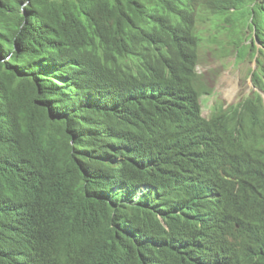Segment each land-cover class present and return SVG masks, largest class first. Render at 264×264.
I'll return each mask as SVG.
<instances>
[{"label":"trees","instance_id":"16d2710c","mask_svg":"<svg viewBox=\"0 0 264 264\" xmlns=\"http://www.w3.org/2000/svg\"><path fill=\"white\" fill-rule=\"evenodd\" d=\"M208 19L264 89V0H0V264H264L262 96L201 115Z\"/></svg>","mask_w":264,"mask_h":264},{"label":"rangeland","instance_id":"374dc122","mask_svg":"<svg viewBox=\"0 0 264 264\" xmlns=\"http://www.w3.org/2000/svg\"><path fill=\"white\" fill-rule=\"evenodd\" d=\"M211 20L200 22L203 30L197 65L201 82L210 88V92L201 98L205 115L210 114L213 104L215 109L226 108L248 96L253 89L250 69H256L259 64L257 54L253 55L250 49L243 56L237 55L236 45L241 38L236 37H243L244 25L234 26L233 22L219 20L217 26ZM259 56L264 62V53Z\"/></svg>","mask_w":264,"mask_h":264},{"label":"clouds","instance_id":"9594fccd","mask_svg":"<svg viewBox=\"0 0 264 264\" xmlns=\"http://www.w3.org/2000/svg\"><path fill=\"white\" fill-rule=\"evenodd\" d=\"M252 90H256V91H258L260 94H261V96H262V104H263V108H264V89H260V88H258V87H256L255 86V84H253V89ZM251 93V92H250ZM247 97V96H246ZM242 100V99H241ZM240 100V101H241ZM239 102V101H238ZM238 102H236V103H238ZM236 103H232V104H236ZM214 105L215 104H213L212 106H211V112H210V114L209 115H205L204 114V109L202 108V105H201V115H203L204 117H210V115L212 114V113H218V110H219V108H222V109H226V108H228L229 107V105L226 107V108H224L223 106H220L219 108H217V109H215L214 108ZM231 105V104H230ZM235 227L236 228H238L239 227V224H235Z\"/></svg>","mask_w":264,"mask_h":264},{"label":"bare ground","instance_id":"6f19581e","mask_svg":"<svg viewBox=\"0 0 264 264\" xmlns=\"http://www.w3.org/2000/svg\"><path fill=\"white\" fill-rule=\"evenodd\" d=\"M252 70H253V69H252ZM252 70H251V73H250V76H251V77H252ZM251 77H250V78H251ZM252 84H254V83L252 82Z\"/></svg>","mask_w":264,"mask_h":264}]
</instances>
